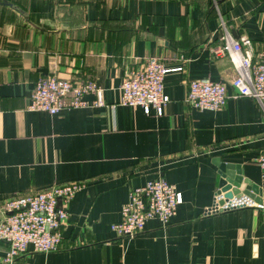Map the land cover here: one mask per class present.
<instances>
[{"label":"crops","instance_id":"0c3cea01","mask_svg":"<svg viewBox=\"0 0 264 264\" xmlns=\"http://www.w3.org/2000/svg\"><path fill=\"white\" fill-rule=\"evenodd\" d=\"M226 32L250 39L259 63L264 0H0V219L13 198L84 185L67 205L61 249L19 264H264V210L207 214L222 166L257 186L264 204V108L234 98L229 84L219 111L187 101L192 81L236 76L215 55ZM149 58L183 68L165 78L162 116L121 104L126 77ZM45 76L94 83L104 103L92 92L84 108L29 111ZM159 179L182 193L176 215L118 237L130 191Z\"/></svg>","mask_w":264,"mask_h":264},{"label":"built area","instance_id":"2783aa9c","mask_svg":"<svg viewBox=\"0 0 264 264\" xmlns=\"http://www.w3.org/2000/svg\"><path fill=\"white\" fill-rule=\"evenodd\" d=\"M252 42L248 38L234 40L226 32L223 46L215 51L216 57H228L237 74L223 82L209 78L192 81L187 101L200 111H219L230 99L228 84L235 89L234 98H251L264 108V57L253 63ZM159 59L149 58L146 65L131 72L121 86V104L131 108H142L147 114L155 111L164 114L169 103L165 94V78L172 71ZM98 95L97 105H103L102 94L94 83L76 85L56 76H45L38 80L33 91L29 111L46 112L56 116L67 109L84 108L88 104L84 97L88 93ZM264 171V151L256 160ZM84 185L71 183L50 189L18 196L1 208L0 253H5L2 264H19V260L30 253L49 254L61 249V230L69 218L67 205ZM183 203V196L176 186L159 179L130 191L128 201L121 210V222L112 230L121 238H134L142 233L147 222L158 220L168 224ZM241 209L264 210V204L255 197L241 193L227 197L220 188L207 214L219 215Z\"/></svg>","mask_w":264,"mask_h":264},{"label":"water","instance_id":"95a60500","mask_svg":"<svg viewBox=\"0 0 264 264\" xmlns=\"http://www.w3.org/2000/svg\"><path fill=\"white\" fill-rule=\"evenodd\" d=\"M235 171L236 169L229 166H222L220 168V188L222 191L227 193L228 198L244 193L255 197L261 203L259 188L254 186L250 181L244 180L241 174H236Z\"/></svg>","mask_w":264,"mask_h":264}]
</instances>
